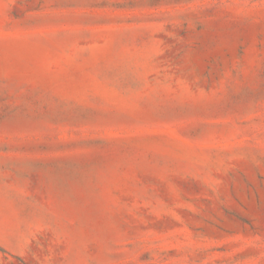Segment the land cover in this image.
I'll list each match as a JSON object with an SVG mask.
<instances>
[{"label": "rangeland", "instance_id": "rangeland-1", "mask_svg": "<svg viewBox=\"0 0 264 264\" xmlns=\"http://www.w3.org/2000/svg\"><path fill=\"white\" fill-rule=\"evenodd\" d=\"M0 264H264V0H0Z\"/></svg>", "mask_w": 264, "mask_h": 264}]
</instances>
